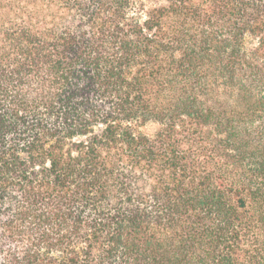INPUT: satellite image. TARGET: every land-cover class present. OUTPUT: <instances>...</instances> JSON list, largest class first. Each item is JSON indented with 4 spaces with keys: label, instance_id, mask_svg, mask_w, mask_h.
<instances>
[{
    "label": "trees",
    "instance_id": "trees-1",
    "mask_svg": "<svg viewBox=\"0 0 264 264\" xmlns=\"http://www.w3.org/2000/svg\"><path fill=\"white\" fill-rule=\"evenodd\" d=\"M0 264H264V0H0Z\"/></svg>",
    "mask_w": 264,
    "mask_h": 264
},
{
    "label": "rangeland",
    "instance_id": "rangeland-1",
    "mask_svg": "<svg viewBox=\"0 0 264 264\" xmlns=\"http://www.w3.org/2000/svg\"><path fill=\"white\" fill-rule=\"evenodd\" d=\"M146 130H147L148 132H151V131L154 130V126H148V127L146 128Z\"/></svg>",
    "mask_w": 264,
    "mask_h": 264
}]
</instances>
